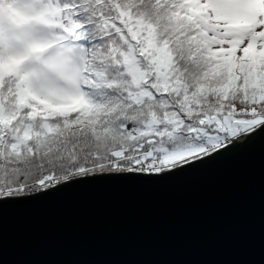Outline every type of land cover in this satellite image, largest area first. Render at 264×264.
I'll list each match as a JSON object with an SVG mask.
<instances>
[{
	"label": "snow or ice",
	"instance_id": "6c2138e0",
	"mask_svg": "<svg viewBox=\"0 0 264 264\" xmlns=\"http://www.w3.org/2000/svg\"><path fill=\"white\" fill-rule=\"evenodd\" d=\"M257 139L264 0H0V208Z\"/></svg>",
	"mask_w": 264,
	"mask_h": 264
},
{
	"label": "water",
	"instance_id": "95a60500",
	"mask_svg": "<svg viewBox=\"0 0 264 264\" xmlns=\"http://www.w3.org/2000/svg\"><path fill=\"white\" fill-rule=\"evenodd\" d=\"M0 264H264V141L164 180L5 204Z\"/></svg>",
	"mask_w": 264,
	"mask_h": 264
}]
</instances>
